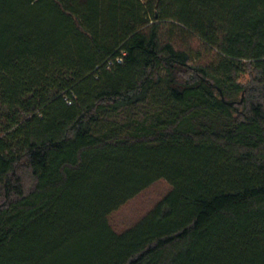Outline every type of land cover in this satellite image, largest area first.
Masks as SVG:
<instances>
[{
    "label": "trees",
    "instance_id": "16d2710c",
    "mask_svg": "<svg viewBox=\"0 0 264 264\" xmlns=\"http://www.w3.org/2000/svg\"><path fill=\"white\" fill-rule=\"evenodd\" d=\"M0 264H264V0H0Z\"/></svg>",
    "mask_w": 264,
    "mask_h": 264
},
{
    "label": "rangeland",
    "instance_id": "374dc122",
    "mask_svg": "<svg viewBox=\"0 0 264 264\" xmlns=\"http://www.w3.org/2000/svg\"><path fill=\"white\" fill-rule=\"evenodd\" d=\"M176 42L178 45L188 43L194 49L203 50V46L195 38L185 40L178 36ZM171 188L165 179L157 180L110 215L112 227L117 232H123L133 227L171 191Z\"/></svg>",
    "mask_w": 264,
    "mask_h": 264
},
{
    "label": "built area",
    "instance_id": "2783aa9c",
    "mask_svg": "<svg viewBox=\"0 0 264 264\" xmlns=\"http://www.w3.org/2000/svg\"><path fill=\"white\" fill-rule=\"evenodd\" d=\"M118 62H122V59H121V58H119V59H118ZM111 63H112V62H110L109 64H111Z\"/></svg>",
    "mask_w": 264,
    "mask_h": 264
}]
</instances>
